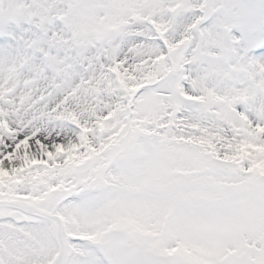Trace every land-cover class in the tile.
I'll use <instances>...</instances> for the list:
<instances>
[{"label": "snow or ice", "instance_id": "obj_1", "mask_svg": "<svg viewBox=\"0 0 264 264\" xmlns=\"http://www.w3.org/2000/svg\"><path fill=\"white\" fill-rule=\"evenodd\" d=\"M0 264H264V0H0Z\"/></svg>", "mask_w": 264, "mask_h": 264}]
</instances>
